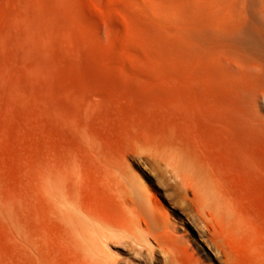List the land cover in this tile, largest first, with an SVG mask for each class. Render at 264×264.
<instances>
[{
  "label": "rangeland",
  "instance_id": "obj_1",
  "mask_svg": "<svg viewBox=\"0 0 264 264\" xmlns=\"http://www.w3.org/2000/svg\"><path fill=\"white\" fill-rule=\"evenodd\" d=\"M179 5L0 0V264H86L63 219L79 213L100 264H150L118 233L133 187L179 264H223L209 233L238 264L264 256V110L186 56Z\"/></svg>",
  "mask_w": 264,
  "mask_h": 264
},
{
  "label": "bare ground",
  "instance_id": "obj_2",
  "mask_svg": "<svg viewBox=\"0 0 264 264\" xmlns=\"http://www.w3.org/2000/svg\"><path fill=\"white\" fill-rule=\"evenodd\" d=\"M171 15L176 16L182 28L186 56L205 63L209 72L245 89V106L251 113L264 110V0H180L178 12ZM130 198L131 207L123 209L118 233L126 235L139 252H145L150 264H158L154 256L161 258V264H179L172 246L167 244L171 239L175 241L172 225L156 205L152 204V213L148 211L139 188L133 187ZM63 216L76 252L86 264H100L97 251L106 247L101 240L106 237L104 233L94 235L98 222L82 213ZM213 216L233 226L229 207L217 198L213 199L208 218ZM209 234L206 246L223 258V264H238L215 235ZM247 264H264V256Z\"/></svg>",
  "mask_w": 264,
  "mask_h": 264
}]
</instances>
